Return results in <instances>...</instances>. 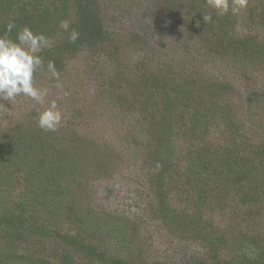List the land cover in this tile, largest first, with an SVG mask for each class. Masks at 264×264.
<instances>
[{
  "label": "trees",
  "instance_id": "obj_1",
  "mask_svg": "<svg viewBox=\"0 0 264 264\" xmlns=\"http://www.w3.org/2000/svg\"><path fill=\"white\" fill-rule=\"evenodd\" d=\"M102 3L0 0V33L10 20L17 26L8 34L12 39L25 25L43 33L50 44L41 52L45 65L52 60L61 73L79 54L118 53ZM150 9L147 33L156 42L166 38L167 10L185 11L190 27L183 32L186 41L175 40L176 52L189 55L187 44L199 46L220 57L233 76L160 59L165 62L154 63V70L149 60L133 64L139 74L132 78L131 65L107 54L114 70L99 78L100 89L117 103L127 90L133 99L128 111L139 110L145 122L138 134L123 135L147 140L142 167L153 195L149 209L170 235L202 247V257L182 264H264V88L256 90L258 81L246 76L264 75V0H249L236 16L218 17L206 0H154ZM208 13L211 24L203 21ZM73 30L79 33L75 42L69 40ZM130 39L132 46L148 42L137 33ZM235 75L245 86L241 94ZM71 140L32 120L0 130V264H167L144 261L141 250L132 256L140 238L133 220L94 216L79 202L80 195L85 199L79 149ZM176 140L188 144L180 160L174 158Z\"/></svg>",
  "mask_w": 264,
  "mask_h": 264
},
{
  "label": "rangeland",
  "instance_id": "obj_2",
  "mask_svg": "<svg viewBox=\"0 0 264 264\" xmlns=\"http://www.w3.org/2000/svg\"><path fill=\"white\" fill-rule=\"evenodd\" d=\"M153 1L102 0L106 26L115 34L114 38L119 44L118 53H113V50L94 56L83 53L67 62L60 73L61 82L69 93L67 96L55 88V81L49 78V74L40 72L35 76V83L38 87L49 90L45 104L37 105L27 97H17L11 103L7 101L0 103V118L3 120L0 130H5L6 126L10 128L12 125H28L31 120L37 125L34 111L37 114V109L42 110L47 106V100L57 99L64 115L63 124L58 129L64 135L73 136L71 140L75 145L73 147L79 149L75 152L79 160H73L79 166L75 165L78 167L79 179L84 189L82 195L85 199L80 195L79 202L86 204L87 211L92 212L94 216L102 214L127 218L140 226L139 244L133 243L132 256L133 252L141 250V258L146 262L182 264L187 260L202 257L203 249L195 242L173 237L160 220L152 215L153 209L151 212L148 205L151 204L153 195L142 167L147 140H133L123 135V132H128L131 136L138 134L137 131H142L145 122L142 121L139 110L128 111L133 99L127 90H121L120 95L123 96V93L125 97L119 104L106 92L108 89H100L99 78L109 77L113 72V57L107 56L112 53L123 66H132L128 68V76L132 78L139 74L133 68V64L149 60V69L154 70V63L161 65L165 62L160 59H165L167 63L172 60L185 64L173 65L178 68L202 66L213 76L219 73L233 75L228 69L229 65H222L220 57L214 58L213 54H209L212 57L207 56L206 51L199 46L194 48L192 44H187L190 49H187L189 55L176 52L175 40L186 41L183 32L187 33L190 27L185 11L177 13V9H173L175 12L173 14L167 10L163 19L167 27L166 38L162 43L156 42V39L147 33L152 15L150 5ZM183 9L186 10V7ZM242 31L240 27L237 28L238 33L242 34ZM133 33L144 36L148 42L132 46L130 35ZM143 57L144 60H141ZM232 69L235 70V67ZM184 71L186 70H183V73ZM257 72L246 75L253 76L258 81L255 83L256 90L264 88V75ZM234 77H238L234 84L237 92L241 94L245 86L239 75ZM174 143L176 146L174 158L180 160L179 157L182 152H186L188 144L181 140ZM87 159L91 164L85 163L88 162L85 161ZM182 206L184 207V203Z\"/></svg>",
  "mask_w": 264,
  "mask_h": 264
},
{
  "label": "clouds",
  "instance_id": "obj_3",
  "mask_svg": "<svg viewBox=\"0 0 264 264\" xmlns=\"http://www.w3.org/2000/svg\"><path fill=\"white\" fill-rule=\"evenodd\" d=\"M248 2L249 0H206L207 7L218 17L229 13L233 16L239 15L247 9ZM203 21L205 24L213 23L212 14H203ZM16 27L15 21L10 20L5 24L4 32L0 33V103L4 101L11 103L17 97H27L37 105H44L49 90L36 85L35 76L40 72L49 74V78L55 81V88L62 95L67 96L69 93L61 82L55 62L48 60L45 65L44 57L41 55L44 49L50 47L48 38L25 25L17 30L15 39H12L8 34ZM78 38L79 33L75 30L69 35L71 42H75ZM35 119L41 130L57 131L64 120L57 99H49L46 107L42 110L37 109ZM160 166L157 164V169ZM247 254L252 257L254 250L247 251Z\"/></svg>",
  "mask_w": 264,
  "mask_h": 264
}]
</instances>
